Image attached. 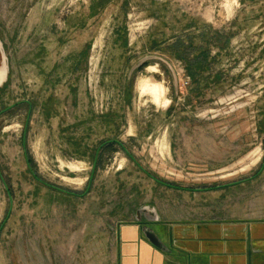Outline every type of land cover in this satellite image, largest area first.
<instances>
[{"label":"rangeland","instance_id":"1","mask_svg":"<svg viewBox=\"0 0 264 264\" xmlns=\"http://www.w3.org/2000/svg\"><path fill=\"white\" fill-rule=\"evenodd\" d=\"M3 57L0 264H116L122 224L264 203V0H0Z\"/></svg>","mask_w":264,"mask_h":264},{"label":"crops","instance_id":"2","mask_svg":"<svg viewBox=\"0 0 264 264\" xmlns=\"http://www.w3.org/2000/svg\"><path fill=\"white\" fill-rule=\"evenodd\" d=\"M236 211L212 219L159 213L154 222L122 224L116 264H264V203Z\"/></svg>","mask_w":264,"mask_h":264},{"label":"bare ground","instance_id":"3","mask_svg":"<svg viewBox=\"0 0 264 264\" xmlns=\"http://www.w3.org/2000/svg\"><path fill=\"white\" fill-rule=\"evenodd\" d=\"M6 78V68L0 70V82H4ZM140 91L144 95H149L156 103H160L162 100L163 90L159 85H154L149 82L141 83Z\"/></svg>","mask_w":264,"mask_h":264},{"label":"water","instance_id":"4","mask_svg":"<svg viewBox=\"0 0 264 264\" xmlns=\"http://www.w3.org/2000/svg\"><path fill=\"white\" fill-rule=\"evenodd\" d=\"M6 68V76H7V66H6V63H5V57H3V60H2V63H1V67H0V70L1 69H3V68ZM6 79V78H5ZM5 82V81H4ZM4 82H2V83H4ZM1 82H0V84H2ZM135 161V160H134ZM139 168L141 169V170H143L142 169V167L141 166H139ZM144 171V170H143ZM151 177V176H150ZM157 182H159V181H157ZM5 185V184H4ZM5 188H6V190H8L7 189V186L5 185ZM8 196H9V200H10V203L12 204V199H11V197H10V195H9V193H8ZM158 219L157 218H153V219H141L140 220V222L141 223H146V222H150V221H157ZM147 238H148V240L153 244V245H155V246H159V243H158V241L156 240V238L154 237V235L153 234H151V233H147Z\"/></svg>","mask_w":264,"mask_h":264},{"label":"trees","instance_id":"5","mask_svg":"<svg viewBox=\"0 0 264 264\" xmlns=\"http://www.w3.org/2000/svg\"><path fill=\"white\" fill-rule=\"evenodd\" d=\"M205 55H200L199 57H197L195 60H194V64H196V66L198 67V63H202V60L204 59ZM194 66V67H196Z\"/></svg>","mask_w":264,"mask_h":264}]
</instances>
